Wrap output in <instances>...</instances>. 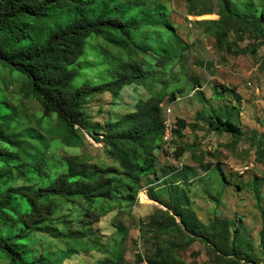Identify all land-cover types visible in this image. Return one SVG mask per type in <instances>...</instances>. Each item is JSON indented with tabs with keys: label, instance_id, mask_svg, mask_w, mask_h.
Returning a JSON list of instances; mask_svg holds the SVG:
<instances>
[{
	"label": "trees",
	"instance_id": "obj_1",
	"mask_svg": "<svg viewBox=\"0 0 264 264\" xmlns=\"http://www.w3.org/2000/svg\"><path fill=\"white\" fill-rule=\"evenodd\" d=\"M219 1L222 14L208 21L207 34L233 52L236 44L230 43L228 36L240 25L258 43L250 50L238 49L234 54L256 56L264 47V0H250L251 4L255 2L252 7L248 3L251 10L234 12L232 0ZM202 3L188 0L189 13L197 15ZM170 33L174 38L167 40ZM91 37L101 39L93 57L95 65L106 66V70L97 69L95 76L81 80ZM186 49L187 43L171 20L166 0H0V62L25 76L20 92L41 103V121L53 114L57 117L55 125L46 126L47 134L36 127H28V135L20 134L14 126L16 108L4 93L0 94V255L9 264H63L65 258L79 251L77 248L103 249L100 239L84 245V238L93 233L94 224L101 221L104 212L96 205L124 201V196L135 201L143 178L156 173L155 152L166 133L163 105L168 97L170 101L176 100L171 87L181 83L183 72V67L180 72L171 67L178 56L184 59ZM150 55L155 61L152 65L147 62ZM109 77L112 79L106 80ZM89 78L102 81L89 83ZM80 81L84 82L78 85ZM134 84L145 86L151 97L140 100L134 112L109 122L107 128L90 123L85 109L87 99L107 91L119 98L126 87ZM232 109L235 107L212 111L206 119L210 130L231 135L235 145L246 139L256 146V162H264V134L247 137L232 119ZM188 126L196 129L186 119H177L173 138H183ZM84 130L96 141L105 143L118 166H101L72 155L62 158L64 171L57 169L51 159L52 141L60 138L66 146L83 147ZM185 152L181 145L177 157ZM205 169L210 170V166ZM216 169L238 191L244 186L255 189L263 182L256 176L246 185L232 183L223 169ZM184 170L171 169L169 183L183 181ZM29 171L41 181L35 182ZM177 197L167 206L175 216L182 217V223L171 217L180 233L187 231L189 236L203 239L212 248L218 264H242V259L251 262L242 240V225L220 217L203 225L188 214L185 195ZM159 198L158 194L152 196L156 201ZM59 201L77 206L82 213L80 230L66 235L53 228ZM39 232L64 240L67 253L53 258L49 253L28 251L31 236ZM106 247L109 255L100 264H128L118 241ZM261 248L264 253V244ZM242 253H247L245 258ZM139 262H144L141 255ZM147 262L186 264L174 251L165 252L162 248Z\"/></svg>",
	"mask_w": 264,
	"mask_h": 264
},
{
	"label": "rangeland",
	"instance_id": "obj_2",
	"mask_svg": "<svg viewBox=\"0 0 264 264\" xmlns=\"http://www.w3.org/2000/svg\"><path fill=\"white\" fill-rule=\"evenodd\" d=\"M166 1L171 9V20L187 43V49L183 53L184 59L180 60L178 56L171 67L178 72L183 67V72L181 83L171 87L172 93L177 95L176 100L170 101L168 97L164 102V116L172 108L171 117L174 121L186 119L196 129L188 126L183 138L175 137L169 143L165 140L161 142L155 152L157 171L143 178L135 201L124 196V201L98 202L97 209H103L104 212L101 221L94 224L93 233L84 238V245H91L100 239L103 249L77 248L79 251L65 258L63 264H100L101 259L109 255L106 245H113L116 241L120 243L128 264H149L148 259L154 257L161 248L165 252L174 251L186 264H218L212 248L203 239L189 236L187 231L185 234L180 233L173 226L171 217H175L178 223H182V217L175 216L167 204L179 195L186 197L188 214L203 225H209L217 217L236 220L238 225H242V240L251 257V262L242 259L241 263L264 264L261 248L264 244V162H256V146L246 142V139L235 145L231 135L210 130L206 122L212 111L235 107L231 110V117L247 137L254 133L264 134V47L259 49L256 56L251 53L234 54L238 49L250 50L258 43L255 36L245 32L240 25L231 30L228 36V41L236 44L233 52L218 44L216 37L207 34L206 29L210 27L208 21L216 20L222 14L219 0H202L197 15L189 13L188 0ZM248 3L250 0H232V11L250 9L255 2L250 3V7ZM170 38H174V34H168L166 39ZM100 42L101 39L97 37L88 39L81 80L95 76L97 69L106 70V66H96L93 57ZM147 62L149 65L155 63L153 55L149 56ZM89 79L86 80L89 83L102 81L99 78L97 82ZM109 79L112 77L106 80ZM24 81L23 74L0 62V94L4 93L16 108L14 126L19 128L18 133L28 135V127H36L47 134L46 126L55 125L57 117L53 114L41 121V103L20 92ZM82 82H78V85ZM250 82L252 86H249ZM150 97L151 92L145 86L134 84L126 87L119 98L109 91L96 94L86 100L85 109L93 126L99 124L107 128L109 122L118 121L134 112L140 100ZM84 136L85 145L80 148L66 146L60 138L52 141L51 159L58 170H65L61 164L62 158L72 155L88 158L101 166L119 165L109 155L105 143L90 137L86 130ZM181 145L186 148V152L178 158ZM244 165H251L252 169L241 178L237 171ZM205 166H210V170H206ZM218 167L223 169L232 183L246 185L256 176L262 178L263 182L255 189L244 186L243 190L238 191L234 185L224 181L216 169ZM171 169H175L174 172L185 169L184 180L169 183ZM29 173L35 182L41 181L31 171ZM153 194L159 195V201L152 199ZM59 204L53 228L66 235L80 230L82 213L77 206L62 201ZM121 227L124 230L122 232L119 229ZM191 239L195 240L188 245ZM27 250L49 253L56 258L66 254L68 247L64 240L39 232L31 236V245H27ZM245 254L242 253L243 258ZM139 255L144 262H139ZM0 264L9 262L0 255Z\"/></svg>",
	"mask_w": 264,
	"mask_h": 264
},
{
	"label": "built area",
	"instance_id": "obj_3",
	"mask_svg": "<svg viewBox=\"0 0 264 264\" xmlns=\"http://www.w3.org/2000/svg\"><path fill=\"white\" fill-rule=\"evenodd\" d=\"M249 86H252L251 82L249 83ZM172 114H173L172 108L168 109L167 116H165V122H164L165 128H166L164 140L168 141V143L172 141L173 139V131H174L175 123H176V121H174L171 117ZM251 169H252L251 165H244L240 167L237 172L239 175L243 176V175L248 174L251 171Z\"/></svg>",
	"mask_w": 264,
	"mask_h": 264
}]
</instances>
